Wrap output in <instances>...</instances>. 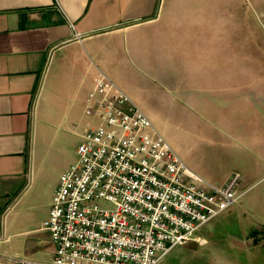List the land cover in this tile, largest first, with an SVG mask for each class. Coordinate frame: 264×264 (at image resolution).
I'll return each instance as SVG.
<instances>
[{
    "label": "crops",
    "instance_id": "obj_1",
    "mask_svg": "<svg viewBox=\"0 0 264 264\" xmlns=\"http://www.w3.org/2000/svg\"><path fill=\"white\" fill-rule=\"evenodd\" d=\"M247 1L264 8V0H0V264H52L43 224L60 176L73 165L53 170L62 128L85 114L100 72L148 120L177 113L220 120L240 143L235 167L209 183L223 187L238 175L237 203L187 244L229 257L230 248L264 243L247 234L264 230V192L242 203L247 185L264 178V121L244 106L232 111L223 81V73L230 80L231 72L240 79L253 71L246 38L234 42L229 31L246 23ZM170 95L185 106L160 98ZM242 221L256 229H231Z\"/></svg>",
    "mask_w": 264,
    "mask_h": 264
},
{
    "label": "built area",
    "instance_id": "obj_2",
    "mask_svg": "<svg viewBox=\"0 0 264 264\" xmlns=\"http://www.w3.org/2000/svg\"><path fill=\"white\" fill-rule=\"evenodd\" d=\"M85 114L98 124L84 131L43 224L54 246L52 264H161L237 203L238 175L223 187L195 178L101 72Z\"/></svg>",
    "mask_w": 264,
    "mask_h": 264
},
{
    "label": "rangeland",
    "instance_id": "obj_3",
    "mask_svg": "<svg viewBox=\"0 0 264 264\" xmlns=\"http://www.w3.org/2000/svg\"><path fill=\"white\" fill-rule=\"evenodd\" d=\"M245 9L246 23L241 25L242 23L235 22L234 25H229V31L231 35L235 36L234 42L240 41L243 37L246 38V58L254 60L253 65L246 64V67L252 68L253 71L248 70L245 73H240V79H238L237 73L231 72L230 80L227 78L228 73H223L224 90L228 87L232 111L236 106L240 107L239 110H242L241 108L244 106L246 115L247 113L255 114L257 111L256 114L264 121V17L261 18V29H259L257 21L259 15H264V8L254 7L252 2L247 1ZM160 98L164 99L167 104L174 103L182 108L185 106V103L175 95L160 96ZM149 122L186 168L192 174L194 172L200 176L204 182L208 184L219 182L235 167L232 160L240 149V143L228 132L229 126H224L220 120L213 121L194 116L193 118H184L177 113L170 119L149 120ZM96 124L98 121L95 118L84 114L80 119L69 121L67 128H62L64 130L61 136L63 152L53 169L55 172L60 171L66 164L76 163L75 151L81 141L79 136L83 135V131L88 127L96 126ZM246 190L242 203L246 199L264 192V178L252 181L247 185ZM242 223L240 226L232 225L231 229L241 227L256 229L254 226L249 227L245 221ZM247 234L249 239L255 238L264 241V230L257 233L247 232ZM186 244L175 248L164 258L162 264H264V243L251 247L247 251L230 248L234 251L229 253L226 250L227 252L223 253V255H231L229 257L212 255L214 253H211L210 245H199L197 250H194L193 244Z\"/></svg>",
    "mask_w": 264,
    "mask_h": 264
}]
</instances>
